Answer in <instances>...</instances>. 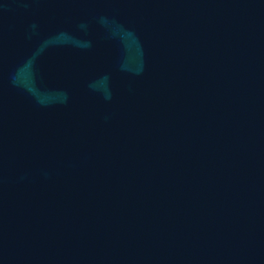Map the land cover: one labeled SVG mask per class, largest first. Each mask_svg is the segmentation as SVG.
Here are the masks:
<instances>
[{"label":"water","instance_id":"water-1","mask_svg":"<svg viewBox=\"0 0 264 264\" xmlns=\"http://www.w3.org/2000/svg\"><path fill=\"white\" fill-rule=\"evenodd\" d=\"M0 264H264V0H0Z\"/></svg>","mask_w":264,"mask_h":264}]
</instances>
